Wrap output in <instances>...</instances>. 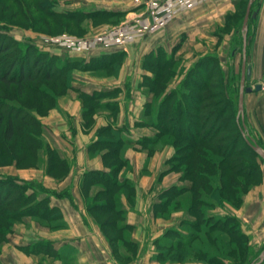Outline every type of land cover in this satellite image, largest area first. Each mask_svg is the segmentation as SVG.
Segmentation results:
<instances>
[{
  "label": "crops",
  "instance_id": "obj_1",
  "mask_svg": "<svg viewBox=\"0 0 264 264\" xmlns=\"http://www.w3.org/2000/svg\"><path fill=\"white\" fill-rule=\"evenodd\" d=\"M234 2L172 1L158 5L154 15L145 7L134 5L132 0H70L55 6L58 11L122 13L124 21L132 25L131 31L126 33L132 42L122 45L115 37L102 34L104 39L99 40L98 49L91 54L82 53L81 59L87 61L103 53L126 51V60L118 74L74 70L70 88L75 96L60 97L58 107L41 116L45 129L48 125L52 133L48 132L63 149L61 147V151L49 141L50 149L58 155L48 171H18L33 170L36 176H41L37 178L39 182L57 193L50 194L48 202L61 211L66 225L56 229L39 228L31 218L28 225L23 224L28 220L16 223L1 245V264H204L199 260L160 263L152 259L153 239L170 228L172 221L183 212L175 211L170 218L154 215L155 208L160 209L157 204L161 202V192L178 183L179 174L164 171L165 160L173 151L171 146L163 144L150 154L154 142L140 140L153 133L143 122L137 126L142 121L137 117L146 102V95L137 87L141 77L151 76L143 66V57L159 47L172 52L184 35L196 41V48L205 41L223 55L234 31L238 33L226 26L239 6ZM252 11L257 14L250 19L247 32V63L251 66V77L243 96L244 119L246 117L251 137L264 148V89H255L256 84L264 87V0H254ZM140 32L141 35H136ZM51 41L45 47L47 50L55 54L68 53L59 41ZM85 50L88 49L82 51ZM231 53L234 54L235 49ZM239 69L241 72V62ZM94 92L106 95L100 101L99 112L92 115L84 111L77 93ZM84 116H91V121ZM117 137L123 141L121 147L116 144ZM108 138L114 141H105ZM113 148H119L118 153L109 151ZM117 154L124 160L118 168L115 164ZM113 168L118 180L128 184L104 192V179L92 172H112ZM18 176L23 180L35 179L33 174L32 177ZM91 203H98L100 208L90 209ZM233 211L241 220L242 232L260 247L264 243V173L257 185L243 194L242 205ZM115 222L122 225L121 229L116 228ZM41 240L48 242L47 245L43 242L36 252L25 250L24 247ZM260 264H264V260Z\"/></svg>",
  "mask_w": 264,
  "mask_h": 264
},
{
  "label": "rangeland",
  "instance_id": "obj_2",
  "mask_svg": "<svg viewBox=\"0 0 264 264\" xmlns=\"http://www.w3.org/2000/svg\"><path fill=\"white\" fill-rule=\"evenodd\" d=\"M45 1L50 2L51 0H0V32L7 33L11 38L18 40L23 45L31 44L38 47L39 51H47L49 53L52 52L45 48L48 47V41H59L62 46L66 47V52L72 54L75 56L74 58L78 59H81L82 53L87 51L91 54L95 52L94 50L98 49V44H100L99 40L104 39V35L102 34H105L106 37H109V35L115 37L116 41L122 45L132 42L127 39L126 34L128 31H131L132 25L124 21L125 17L122 13L98 14V16L76 14L73 18H65L54 16L44 9L43 6L46 5ZM52 1H54L56 5H64L70 2V0ZM247 2L248 0H235L234 2L236 6H239L234 12V16H232L231 19H228V24H226V26H229L228 28L233 27V30H237L238 33L234 31L233 38L230 40V44L226 47L227 49L223 55H220L216 49H211L212 45L207 44L205 41L199 46V49L196 48V41L187 39L186 35H184L183 38L179 39V43L176 45L175 49L172 52H167L171 55V60L169 61L170 68H167V74L160 73L164 76L163 79H168L164 84L163 80H159V76H157V85H152L150 82V79L153 78L157 72V65L153 60L150 59V63H148L149 65H152V67L143 65L145 69L150 72L151 76L141 77L140 83L137 87L138 91H141L146 95L144 110H142V112L144 111V115L141 112L137 117L142 120L140 123H137V126L143 122V124L149 128V131L153 133L149 140V142H154L150 147V154H152L158 146H162L163 144L171 146L173 150L171 155L165 160L166 168L164 171L177 172L179 174V181L165 189L172 188L173 186H185L191 187L192 189L196 187V185H194L192 178L188 176V172L185 171V164H180L174 159L175 153L178 148L181 147L179 145H183L185 142L175 138L173 134L164 130L163 120L161 119L162 117H160L159 112L161 113L164 110H168L174 115L176 107L180 102H182L183 105L188 102V97L196 94L201 97L199 98L202 103L201 105L205 104L207 106V109H202V112H208L211 115L212 120L217 118L216 124L222 123V127H220L222 129L218 133V137L221 138L224 136L226 141H231L233 137L239 135L234 117L237 114L238 89L241 75L239 69V64L242 60L241 23L245 14ZM140 15H142V13ZM140 17V19H142L144 15ZM106 24L108 25L106 26ZM224 30L227 29L225 28ZM141 34L142 33L140 32L136 35ZM86 39L88 40L86 41ZM204 40L206 39L204 38ZM83 49L88 50L82 51ZM232 49H235L234 54L231 53ZM178 50L179 53L177 54ZM205 50L207 51L204 52ZM126 55L127 52L124 51V53L117 58L114 68L111 71L107 72V70L102 68L87 69L80 66V63H78L72 69L70 68V76L73 75V72L76 69L91 71L95 74L117 75L126 60ZM207 56L209 58L211 57L212 63H205V66L201 68L198 63L200 60L208 59ZM160 57L163 60L166 55H161ZM44 59L45 58L39 59L40 63L38 67H42L41 71H43L44 68ZM145 60H148V58H145ZM50 71L52 73L53 70L50 69L49 72ZM186 78L189 79V82L191 79H195L197 81V87H194L191 84L187 86L184 82L186 81ZM72 80V77L69 80H66V77H60L53 82V80H45L38 77L34 80H30L27 85L28 87H22L20 91L21 94L18 93L19 91L14 84L5 87L0 83V97L9 98L16 103H20L24 106L25 110L30 111L34 117H36V119L29 118L28 112L24 111V117H17L12 120L13 136L8 140L6 137V131L10 122L0 114V179H4V177H16L18 179L14 180L20 185L23 182L18 175L22 174L27 177H32L33 174L35 177L33 181H35L36 184L40 183L43 185L41 181L39 182L37 180V178H41V176H36L37 174H34L35 172H33V170L29 172L18 170L39 169L40 172L48 171L50 165L58 155L50 150L49 141L60 147V150L62 151L63 146H60V144H57L54 140L52 134H50L52 132L47 129L48 125L45 129L46 124L41 122V116L48 114L52 108H57L60 97L67 94L75 96L76 93L70 88ZM254 81H256V79L252 80V82ZM53 85L55 87H53ZM35 86L44 88L50 93V95H43L44 97H41L36 93L35 90L37 89H35ZM261 88L264 89L263 86ZM184 92H188L191 95L185 98L186 95H183ZM168 93H171V95H168ZM77 96L83 103L84 111L89 109L92 115L99 112L98 109L100 108V105L96 104L98 102L100 103L102 97L89 99L78 93ZM100 113V115H102L103 112ZM28 119L32 120H29L28 122ZM84 119L91 121L92 118L91 116H84ZM236 144L239 149H233V154L229 156V159L233 161V165H246L247 167H254L255 171H257L251 177L243 179V193H241L239 202L234 201L236 194L230 195L227 197L228 199H224L222 202L213 201L209 197V199H207V196L204 195L208 193L209 189L199 187L201 189L200 192H202V194L199 195H193L192 190L190 189L183 191L175 197H160L159 199H161V201L162 199L164 201L166 200V205L163 209L155 208L154 210V215L160 214L159 216L166 218H170L175 211H182L183 214L181 217L172 221V224L168 229H176L179 233L188 236L189 234L198 233L197 231H200L201 233V228L209 225L208 221L210 219L203 218V214L205 216L216 215L218 217H223L225 215L234 216L235 219L233 218V222H230V225H234L235 229L239 230V232L243 233L245 236L244 240L247 244V252L243 255L244 257L239 256L238 254L236 255V253L228 257L221 256V264H249L258 256L259 251L264 247V243L261 244L260 247L256 246L253 242V238L252 241L249 236L242 232L240 218L232 213L234 212L233 208H238L242 205L243 194L256 186L258 181L262 179V174L264 173V160L244 146L240 138H238ZM63 153L66 152L63 150ZM211 156L219 158V156L213 153ZM109 185L110 184L105 183L102 187L106 189ZM26 191L28 193L30 189ZM50 194L52 193L48 194V191H45L44 189H37L34 191L33 198H31L30 201L32 202L35 199H41ZM8 195L10 199L17 197V193L14 191L10 192ZM193 201H201L202 203L193 206ZM18 205L20 206V204ZM30 218L34 219L31 216H24L22 220L10 219L11 223L13 222L12 230L16 223L24 222ZM29 221L30 220L23 224L28 225ZM35 223L39 228L43 227L52 229L48 226L42 225L36 220ZM196 224H199L200 226L198 225L199 227H195ZM170 235L171 237L168 234L165 236L163 232L155 237L153 242L157 238L165 241L177 240V237L175 238L172 234ZM253 235L257 236L256 233H253ZM201 241L197 242L198 246L204 244V242L202 241V243ZM158 251L159 247L154 245V249H151L153 260V256L156 255ZM193 258V260H199V262L208 264L206 262L207 258L205 257L200 256L198 258Z\"/></svg>",
  "mask_w": 264,
  "mask_h": 264
},
{
  "label": "trees",
  "instance_id": "obj_3",
  "mask_svg": "<svg viewBox=\"0 0 264 264\" xmlns=\"http://www.w3.org/2000/svg\"><path fill=\"white\" fill-rule=\"evenodd\" d=\"M45 3L46 5L43 6L44 9L54 16H61L65 18H73L76 14L93 16H98V14H113V12L106 10H96L92 12H84L81 10L58 11L55 9L56 4L54 1H45ZM123 53L124 51L122 50L111 53H103L98 56H92L85 61L84 59L69 56V54H55L47 51H39L38 47L34 45H23L18 40L11 38L7 33L0 32V83L5 87H9L14 84L19 91L18 93L21 94V88L28 87V82L38 77L45 80L50 79L53 80V82L60 77H66V80L71 79L70 68L72 69L78 63H80V66L87 69L102 68L107 70V72L111 71L114 68L117 58ZM161 55H166V57H163L164 59L162 60L160 57ZM42 58H45L43 71H41L42 67H38L40 63L39 59ZM145 58H148V60H145ZM207 58L208 59L199 61L198 64H200L201 68L205 66V63H212L211 57L209 58L207 56ZM150 59L157 65V72L155 76L150 79L151 84L157 85V76L160 77L159 80H163L164 84V82L168 79H163L164 76L162 74L168 73L167 68H170L169 61L171 60V55L168 54L163 47H159L156 51H152L144 57L143 65L152 67V65L148 64L150 63ZM50 69L53 70L52 73L51 71L49 72ZM161 72L162 74H160ZM185 80L186 81L184 82L187 86L191 84L192 86L197 87V81L195 79H191L190 82L188 78ZM53 87L55 86L53 85ZM35 89H37L35 91L41 97L43 95H50V93L42 87L35 86ZM105 95V92H94L84 96L89 99H93L100 98ZM168 95H171V93H168ZM183 95H186V98L191 94L184 92ZM199 98L201 97L194 94L188 97L187 103L182 105V102H180L177 107L175 106L176 111L174 115L168 110H164L161 113L159 112V115L163 120L164 130L173 134L175 138L185 142L183 145H179L181 147H179L175 153L174 159H176L180 164H185V171L188 172V176L192 178L194 185H196V187L192 189L191 187L185 186H173L172 188L164 189L161 192L160 197H175L183 191L190 189L192 190L193 195H199L202 194V192H200V188H204L209 189L208 193L204 195L207 196V199L210 198L213 201L222 202L224 199H228L227 197L230 195L236 194L234 201L239 202L241 193H243V179L251 177L257 171H255L254 167H247L246 165H233V161L229 159V156L233 154V149L238 148V145L236 144L238 138L242 140L244 146L250 149L254 154H258L243 137L240 131L239 123L236 120V115L234 117V121L239 135L233 137L231 141H226L224 136L221 138L218 137V133L222 129L220 128L222 127V123L216 124L217 118L212 120L211 115L208 112H202V109H207V106L205 104L201 105L202 103ZM96 105H101V103L98 102ZM0 110V114L7 118L8 122H10L6 131V137L8 140H10L13 136L12 120L17 117H24V111L28 112L29 118L36 119L30 111L25 110L24 106L9 98L0 97ZM86 112L91 114L89 109H87ZM29 120L32 119H28V122ZM109 129L110 128H105L104 130ZM117 139L120 142L116 141V144L121 147L123 141L121 137H117ZM140 140H143L142 142H144L150 140V137L141 138ZM105 141L111 142L114 140L113 138H108ZM118 150L119 148H113L109 151L112 153H118ZM51 151L54 152L53 149ZM212 153L219 156V158L211 156ZM116 156L118 157V160H115V164L118 168V166H121L124 163V160L118 154ZM113 170L114 168L112 169V172L106 173L92 172V175L96 174L97 176H100L101 179H104L105 183L110 184L106 187V189H104V192L108 190L112 191L115 187L128 184L125 180H118L116 173L113 172ZM14 179L18 178L4 177V179H0V251L1 244L7 239V234L12 230L13 222L11 223L10 219L22 220L24 216H31L37 222H40L42 225L48 226L52 229L61 228L66 225L61 211L57 207L49 204V195L41 199H33L34 201L32 202L30 201L31 198H33L34 191L37 189H44L45 191H48V194H57L56 192L48 189L40 183L36 184L33 180L21 179L23 183L19 185ZM28 189H30V191L27 193L26 190ZM13 191L17 193V197L10 199L8 194ZM201 203V201H193L192 205H200ZM18 204H20V206ZM157 205L160 209H163L166 205V200L164 201L162 199V201ZM89 208H100V205L98 203H91L89 204ZM116 211L120 212L119 210ZM202 217L206 219L209 218L210 220L208 221V226H203L201 228V233L200 231H197L198 233L189 234L188 236L179 233L176 229H167L164 232V235L166 236L168 234L171 237L170 234H172L175 238L177 237L176 241H165L159 238L155 239L154 243L159 247V251L153 256L154 260L160 263H164L166 261L178 262L193 260V257L198 258L201 256L207 258L206 262L208 264H221V256L228 257L235 253L239 256L246 254L247 244L244 240L245 236L243 233L239 232V230H236L234 225H230V222H233L234 216L225 215L223 217H218L216 215L205 216L203 214ZM198 225L199 224H196L195 227ZM121 227V224L116 223V228L121 229ZM201 240L204 242L202 245L204 247L198 246L197 244V242ZM43 242L46 245L48 243L41 240L38 244L30 245L24 248L27 252H36L38 246H41Z\"/></svg>",
  "mask_w": 264,
  "mask_h": 264
},
{
  "label": "water",
  "instance_id": "obj_4",
  "mask_svg": "<svg viewBox=\"0 0 264 264\" xmlns=\"http://www.w3.org/2000/svg\"><path fill=\"white\" fill-rule=\"evenodd\" d=\"M254 0H248L246 5L245 14L241 23L242 32V60H241V75L239 81L238 89V102H237V114L236 120L239 123L240 131L245 138L246 142L252 147V149L264 160V148L258 144L250 135L245 119H244V107H243V96L245 91H247V81L251 77V66L247 63V32L248 24L250 19L255 18L257 12L252 11V5ZM261 88L260 84L255 85V89L259 90ZM264 260V247L259 252L258 256L253 259L249 264H260Z\"/></svg>",
  "mask_w": 264,
  "mask_h": 264
},
{
  "label": "built area",
  "instance_id": "obj_5",
  "mask_svg": "<svg viewBox=\"0 0 264 264\" xmlns=\"http://www.w3.org/2000/svg\"><path fill=\"white\" fill-rule=\"evenodd\" d=\"M132 1H133L134 5L143 6V7H145L146 11L150 15H154L158 5H160L162 3H167V2H172V1H181V0H132ZM261 87H262V85H261Z\"/></svg>",
  "mask_w": 264,
  "mask_h": 264
}]
</instances>
